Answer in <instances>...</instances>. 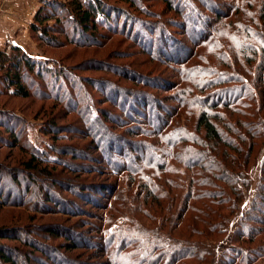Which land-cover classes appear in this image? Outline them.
Instances as JSON below:
<instances>
[{"label":"rangeland","instance_id":"1","mask_svg":"<svg viewBox=\"0 0 264 264\" xmlns=\"http://www.w3.org/2000/svg\"><path fill=\"white\" fill-rule=\"evenodd\" d=\"M22 1L0 0V27L4 31L0 35V51L11 54L12 47H19L49 68H67L75 79L71 77L63 85L59 83L53 86L47 84V81L45 84L37 81L31 87L32 95L28 99L12 98L4 94L0 96V109L15 112L21 119L20 149L11 146L9 141L2 142L1 139L8 140L9 135L0 129V246L15 253L18 264H39L38 261L55 264L47 261L55 256L74 264H105L106 257L102 256V250L107 241H99L104 228L99 229L98 226L104 225L100 216L106 214L111 218V223L104 225L109 232L124 226L130 229H124L125 232L134 236L135 227L148 232L149 238L155 237L156 232L170 233L172 239L186 243L182 247L192 243L199 246V251L204 249L209 254H205L201 262L185 260L184 264H216V255L229 250L233 253L228 256H234V260L238 251L246 253L248 258L246 263L243 259L240 263L238 259L231 264H264V218L256 219V212H251L257 202L256 189L264 149L254 152L250 160V187L245 189L239 186L242 200L234 213L222 210L224 231L208 237L200 235V231L198 235L190 234L186 228L190 218L188 215L177 227L175 216L178 201L159 199L157 202L151 187L140 194L137 183L142 184V178L131 185L129 178L113 173L121 169L118 166L136 167L141 160L150 162L153 167L162 166L164 160L159 151L163 150L164 144L156 127L161 128L164 122H168L169 129L167 127L165 131H174L178 129V122H194V116L181 117L178 110V91L184 87L180 83L178 68L181 64L178 61L186 62L187 53L198 49L197 44L204 39L201 33L203 30L208 31V26L215 22L214 11L229 15L227 22H236L240 16L236 12L238 4L246 0H168L169 4L165 0H131V4L121 0H101L114 10L113 26L116 31L99 27L94 34L96 37L90 39L77 32L72 34L73 24L65 25L61 20L57 23L51 21L48 23L53 28L48 35L52 38L49 45L30 33L33 17L43 6L41 0H29L33 10L38 5L29 24L26 15L22 17ZM55 1L64 3L65 0ZM257 3L253 2V8L249 9L255 11ZM119 10L127 13V16L120 15ZM125 22L127 26L121 31ZM135 22L138 24L133 26ZM132 33H137L139 42L133 39ZM192 61L196 60H191L187 65L190 66ZM229 67L231 70H227L232 72L233 64H229ZM115 87L118 92L116 94L111 91ZM0 89L3 87L0 86ZM131 93L137 97L124 96ZM55 95L60 99H56ZM70 95L77 102L76 105L69 104ZM110 96L112 99H109ZM143 99L147 102L145 107L140 102ZM133 102L137 109L132 107ZM88 106L95 108L93 115L97 111L101 114L104 110L108 116L106 126L111 132L104 141H100L96 135V123L101 120L94 121L92 115L88 114ZM190 123L188 127H191ZM131 129L135 130L129 135L127 132ZM170 138L178 142V131L172 133ZM51 146L56 153L48 155L54 156L52 159H60L59 165L53 167L35 159L37 166L46 169L49 175L26 168L25 164L32 160L33 153H44ZM184 147L191 150L188 143L177 145L171 149L173 151L168 150L171 157H168L167 168L158 170L169 169L173 172L157 175L158 187L168 197L178 194V188H175L179 178L178 168L182 173L186 171L184 166L178 164V158L183 161L196 159L193 153L198 149L194 147L191 153ZM145 172L149 175L155 173L151 167ZM191 172L186 171L188 174ZM29 179L35 182L31 183ZM162 179L171 181L172 186ZM112 186L117 189L111 200L107 190L98 189H113ZM85 188L92 189L91 195L83 191ZM179 193L184 195V188ZM139 194L141 200L144 195L151 194L145 209L149 213L147 218L132 212L135 207L130 199L137 196L139 202ZM46 197L54 200L48 208L45 206ZM105 205H108L110 211L104 213L102 208ZM170 206L173 210L170 215H174V218L168 220L166 226L160 227V220L165 218V210ZM258 210L264 214V208ZM249 213H252L250 218L260 226L247 222L249 224L247 228L243 227L242 237L237 234L241 230L238 229L239 222L242 216ZM250 226L259 228L258 232L248 235L252 229ZM197 227L199 230L204 228L199 224ZM50 230L55 231L56 236L49 235L47 231ZM68 230L75 231L77 235L72 234L70 239ZM25 240L36 243V248L43 252H35L28 244H24ZM138 248L142 246L136 243L130 250ZM218 264L229 263L223 260Z\"/></svg>","mask_w":264,"mask_h":264},{"label":"trees","instance_id":"2","mask_svg":"<svg viewBox=\"0 0 264 264\" xmlns=\"http://www.w3.org/2000/svg\"><path fill=\"white\" fill-rule=\"evenodd\" d=\"M121 1L131 4V0ZM165 1L168 4L170 3L168 0ZM253 2H258L255 11L249 9V7L253 6ZM253 2L252 0L240 1L238 11H236L240 16L236 19V22L234 21L235 23L227 22L230 19L229 15L214 11L215 22L211 23L210 27L208 26V31L203 30L202 35L200 34L204 39L197 44L198 49H195L194 52L192 51L193 53H190V51L187 53L186 62L178 61V64H181L178 68V72L181 75L180 83L184 84V87H181L178 91V110H180L181 117L182 115L194 116V122L193 124L189 120H186L184 124L178 122V129L174 131H165L169 126L168 122H164L161 128L159 126L156 127L164 144L163 150L159 151L162 154V160H164L162 166L153 167L150 162L138 160L143 163L139 164L138 162L136 167H121L117 165L121 169L113 171L116 176L122 175V178H129L131 185L142 178V184L137 183L140 194L146 191L148 187H151L152 190H150L155 195L156 198L154 200L157 202L159 199H169L171 202L178 201V209L175 216L177 227L180 226L179 222H182L188 215L190 218H188L186 228L190 234L198 235L200 231V235L208 237V235H216L224 231L222 227L225 221L224 216H222V210L226 209L230 214L234 213L237 204L242 200V191L239 186L245 189L250 187L248 175L250 160L254 152L264 149V0H253ZM41 4L43 6L34 15L30 24V33L38 38L37 40L46 42L48 45L49 41L52 40L48 36L50 30H53L52 27L48 26L51 21L57 23V21L61 20L65 25L73 24L71 25L72 34L74 33L75 35L77 32L78 35L88 36L90 39L96 37L94 34L99 27L108 31H116L113 26L115 22L114 10L104 1L65 0L64 3H60L55 0H41ZM169 10L172 11L170 8ZM173 11L176 12L175 9ZM119 13L127 16V13L121 10H119ZM126 19L131 20L129 17H126ZM126 23L121 26V31L125 30ZM137 24L135 22L133 26ZM74 26L76 28H73ZM128 29H130V26ZM136 34L132 33L131 35L133 39H136V42H139ZM172 40L175 41L174 37H172ZM191 60L196 61H192L193 63L188 66L187 64ZM229 64L234 66L232 72L227 70H231ZM44 65L39 59L32 57L19 47H12L11 54L0 51V86L3 87V89H0V96L4 94L12 98L28 99L32 95L31 87L37 81H42L43 83L47 81V84L53 86L59 83L63 85L71 77L75 79V76L70 74L67 68L58 67L59 70H56V67L49 68ZM49 79L51 83H48ZM93 83L95 82H90V84ZM95 84L97 85L98 83L96 82ZM111 91L115 94L118 93L116 87L111 89ZM123 93L127 94L125 91ZM55 96L56 99H60L58 95ZM71 96L68 98L69 104L76 105L77 102H74ZM124 96L134 99L137 97L133 93ZM109 99H112V97L110 96ZM138 99L142 100L139 97ZM143 101L140 102L145 107L147 102L145 100L146 104H144ZM132 107L135 108L134 102ZM87 110L90 111L88 114L92 115L94 121L101 120L96 123V128L102 131L97 129L96 135L100 141H104L111 132L106 126V123H108L106 112L103 110L100 114L96 109L97 112H94L95 115H93V110L95 111L93 106H88ZM188 123H190L191 127L187 126ZM20 127L21 119L15 112L0 109V129H4V133L9 135L8 140L1 139L2 142L6 143L9 141L11 146L20 149ZM134 130H128L127 133L131 135ZM176 131H178V142L170 138L172 133ZM48 135L50 134L48 133ZM52 135L56 137V135ZM182 143L190 144L189 148L191 150L184 148L191 153L194 151V147L198 149L196 153H193L196 155V159L183 161L178 158V164L184 166L187 172H192L190 174L186 173V171L182 173L178 168V184L175 185V188H178V194L174 197H168L158 187L157 175L172 174L173 172L169 169L158 170L163 167L167 168L168 157L170 156L168 150L174 149ZM179 149L181 150V147H178ZM51 153L52 155L56 153L53 146L50 147V150L44 151V153H33L32 160L25 164L26 168L40 174L49 175L46 169H41L37 166L35 159H39L45 164L53 165V167L59 165L60 159H52L54 156L48 155H51ZM150 167L155 172L153 175L145 172ZM182 175L184 176L182 177ZM29 180L31 183L35 182L34 179ZM162 180L167 185L172 186L171 181ZM12 181L18 186L14 178H12ZM112 187L113 189L110 187L108 189L98 187V189L107 190V193H110L111 200L117 189L115 186ZM183 188L185 190L184 195L179 193ZM83 191L91 195L92 189L85 188ZM256 192L257 202L254 203L251 212H256V219H260L264 218V214L258 210L259 208H264V157L260 164ZM140 194L139 202L137 196H133L130 199L133 207H135L132 212L147 218L149 213L145 209L150 200L148 196L151 197V194H148V196L144 195L142 200ZM1 195L2 187L0 182ZM46 201L45 206L48 208L50 203H52L51 201L54 200H49L46 197ZM102 210H104V213L109 210L108 205H105ZM111 211L113 212L112 208ZM171 211H173L172 206L165 210L166 215L163 220H160V227L166 226L168 220L174 218V215H170ZM252 213L241 217L240 228H238L241 230H238L237 234L242 237L243 227L244 229L247 228L246 226L249 223L259 225L256 220L254 221V219L250 218ZM105 217L108 218L106 214L100 216V221L104 222V225H109L111 218L106 219ZM247 222L249 223L247 224ZM198 224L204 228L199 230ZM104 225L98 226V228H104V233L99 241H105V243L107 241L104 249L100 246L103 249L102 256L106 257L105 264H184L183 261L185 260H198L201 262V259L207 254V251H204V249L199 251V246L196 247L197 245L192 243L182 247L186 243L172 239L169 236L170 233L156 232L155 237L150 236L149 238L148 232L137 227L134 228L136 234L134 236L129 234L130 232H125V230L130 231V229H125L124 226L109 232ZM250 227L252 229L248 232V235L258 232L259 228ZM67 232L70 239L72 234H75L73 230H68ZM47 233L51 236H56L55 231L50 230ZM236 240H238L237 237ZM24 242V244L32 247L35 252H43L36 248V243L28 240ZM74 242L77 243V240ZM136 243L141 244L142 248L130 250L132 245ZM226 252L228 254L225 255ZM231 252L232 250H229L220 255L217 254L216 264L223 260L231 264L235 261L237 262L238 259L240 263L243 262L242 259L245 260V263L248 262L246 253L238 251L234 260V256H228L231 255ZM55 257L49 258L47 261H53L55 264H74L62 260L63 258L61 257L60 260L58 256ZM5 263L18 264L17 256L10 249L0 246V264ZM38 263L45 264L42 261H38Z\"/></svg>","mask_w":264,"mask_h":264},{"label":"crops","instance_id":"3","mask_svg":"<svg viewBox=\"0 0 264 264\" xmlns=\"http://www.w3.org/2000/svg\"><path fill=\"white\" fill-rule=\"evenodd\" d=\"M31 1V0H30ZM30 1L29 0H23L22 1V10L21 11H23L22 13H23V15H22V17L24 16V15H26V17L28 18V24H29V22L31 21V18H32V16L34 15V13L37 11V9H38V5L36 6V7H34V10H33V8H31L30 7ZM32 2V1H31ZM25 20H26V18H25ZM2 27H0V35L4 32L3 31V29H1Z\"/></svg>","mask_w":264,"mask_h":264}]
</instances>
